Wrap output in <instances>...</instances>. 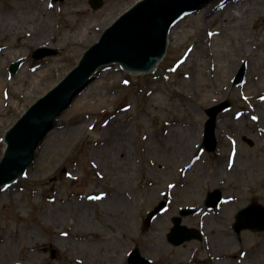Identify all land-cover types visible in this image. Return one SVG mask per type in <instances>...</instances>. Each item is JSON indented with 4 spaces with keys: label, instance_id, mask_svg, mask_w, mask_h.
<instances>
[{
    "label": "rangeland",
    "instance_id": "374dc122",
    "mask_svg": "<svg viewBox=\"0 0 264 264\" xmlns=\"http://www.w3.org/2000/svg\"><path fill=\"white\" fill-rule=\"evenodd\" d=\"M78 1L86 10L73 14L65 11L75 0H50L56 13L49 15L52 26L44 37L18 38L14 32L0 30V59L4 61L10 50L23 54L17 60L22 63L17 73L10 72L12 61L7 60L1 73L8 83L1 93L5 104L0 109V161L6 131L58 85L82 54L100 41L102 33L139 0H124L118 5L101 0L98 9L92 7L93 0ZM255 1V7L238 19L229 17L226 7L242 11L251 0H225L208 6L225 16L217 22L180 29V37L171 42L172 54H166L153 75H131L118 65L99 72L96 80L104 83L108 103L97 102L90 109L58 117V128L47 134V146L41 147L45 138L25 178L0 191V264H129L132 251L149 264H264V231L234 229L240 210L253 204L264 206V83L257 86L260 91L253 97L238 94L253 72L261 78L264 70V5L260 6L264 0ZM32 2L0 0V18L9 8L34 11ZM121 7L127 9L118 13L96 40L75 43L61 39L64 24L68 30L80 29V24L101 22L96 15L104 9V14L112 15ZM211 17L209 13L207 18ZM230 35L235 47L231 57L237 60L231 69L234 76L221 85L219 98L201 105L200 90L192 83L182 86V82L196 80L198 62H206L205 68H209L212 53L203 55L202 47L211 48L217 36L228 42ZM21 40L31 44L7 50ZM41 48L57 53L35 59L33 53ZM1 50H5L2 55ZM244 64L246 77L235 84ZM25 71L34 77L36 73L49 74V81L31 98L26 96L27 89L24 94L16 90ZM156 96H162L163 103L155 101ZM227 100L230 107L217 120V149L209 152L204 147L206 112ZM117 114L118 125L106 131V124ZM223 118L226 129L222 134L218 129ZM231 122L241 126L238 129ZM115 146H130L128 155L117 156ZM215 190L222 192L223 202L209 209L207 196ZM161 201L167 202L165 211L144 229L147 214ZM183 209L195 213L184 217L182 225L197 230L201 239L173 245L168 234L173 219L180 217ZM214 223L222 225L221 232H210ZM225 233L231 236V243L220 246L216 239ZM59 239L99 246L89 253L71 251ZM114 241L124 243L120 254L118 246H109ZM103 242L108 246L101 247Z\"/></svg>",
    "mask_w": 264,
    "mask_h": 264
},
{
    "label": "water",
    "instance_id": "95a60500",
    "mask_svg": "<svg viewBox=\"0 0 264 264\" xmlns=\"http://www.w3.org/2000/svg\"><path fill=\"white\" fill-rule=\"evenodd\" d=\"M222 1L225 0H140L133 5L103 32L98 43L83 53L78 64L58 85L31 105L7 130L4 138L7 149L0 161V190L27 172L35 161L39 145L53 128H58V117L67 114L68 108H73V101L78 102L77 96L81 92L85 93L101 69L107 66L106 69H114L120 65L131 75L145 78L155 74L166 54H172V29L192 12ZM91 3L95 9L102 6L101 0H93ZM184 15L186 16L182 18ZM54 54L53 50L40 49L34 57L40 59ZM19 66L20 63L13 64L11 71L17 72ZM245 75L246 67L243 66L236 81L240 82ZM229 105V102H225L207 110L210 118L206 123L205 144L209 151H214L217 146V116ZM24 178L25 176L19 181ZM221 195L218 190L210 193L207 205L216 207L221 201ZM161 208L162 205L149 215L144 224L145 229L150 226L153 217ZM236 220L237 232L243 229L264 231V207L251 205L240 211ZM173 221L175 227L168 236L171 243L180 245L200 238L198 232L181 226V218ZM129 263L148 262L136 251L131 255Z\"/></svg>",
    "mask_w": 264,
    "mask_h": 264
},
{
    "label": "bare ground",
    "instance_id": "6f19581e",
    "mask_svg": "<svg viewBox=\"0 0 264 264\" xmlns=\"http://www.w3.org/2000/svg\"><path fill=\"white\" fill-rule=\"evenodd\" d=\"M124 0H111V3L113 4H121V2ZM255 0H251V2H248V4H246V8L245 10L242 11H237V12H232V7L229 8L226 7V13L227 15H229V17H231L232 19H238V18H243V16L247 15V13L249 12L250 9H252L253 7H255ZM30 3V2H29ZM28 3V4H29ZM257 4V2H256ZM264 3H260V6H263ZM232 6V5H231ZM244 6V5H243ZM86 6L83 4H81L78 0H75L74 3H72L69 8L65 11L73 13V14H78V13H82L86 10L85 8ZM128 7V6H127ZM127 7H121L120 10L112 15L110 14H104L107 10L104 9L103 11L99 12V14L96 15V17L100 16L101 17V22H97V23H89V24H80V29L75 28V30H73L72 28H69V30L67 29V26L64 24L66 31L64 32V35L61 39L63 40H73V42L78 43V42H84V43H88L91 41L96 40L99 37L100 31L106 27L107 25H109L110 23H112L114 21V19L117 17L118 13H121L122 11H125L127 9ZM31 8L34 9L33 10H29L27 8H21L20 12L19 9L17 7L14 8H9L6 13H3L4 15H1L0 18V30L5 31V33H15V36L18 38H23L24 36H29V37H44L46 36L48 30L51 28L52 24L50 21V17L49 15L51 13H56V10L54 9V7L51 5L50 0H33L32 4H31ZM126 8V9H125ZM242 9L241 7H238L237 9ZM211 10L210 7H206L203 8L202 10L198 11L196 14L194 12V14L187 16L184 20H182L179 24H177L171 31L170 34V40L175 41V39L177 37H180V29H182L184 26H189L191 24H196V25H204V23H213V22H217V20H220V18H222L224 15L223 11H218L216 10ZM214 12V14H213ZM210 13V15H213V17L211 18H207L208 14ZM197 15V16H196ZM106 16H110L109 18H106ZM197 17V18H195ZM70 19L66 18V22H69ZM88 34H91V36H88ZM14 35V34H12ZM240 40V38H238ZM19 40V39H18ZM213 41V45L212 47H202L201 43L198 44V49H197V53H199V51L201 50V47L203 48V50L201 51L203 53V55H205L204 53H212V56H208V58L213 59L212 62L209 65L208 71L205 68L206 62H198V68L196 69V73H197V77L195 81H186L184 80L182 82V86L188 87V85H194L195 87L198 88V90H200V100H201V105H205V104H209L211 101H213V98H219L222 90L221 88L225 85H227L229 83L230 80H232V77L234 76V72L231 71L232 67H235V62L237 61L236 59L232 60L233 58L231 57L232 55V51L235 49L234 47V42L232 41V36H229L228 42H225L224 40L220 39L218 36L216 38L213 37L212 39ZM232 41V43H231ZM18 44L11 47V48H7L8 49H12L15 48L16 50L20 49L22 46H24L25 44H31V42H29L28 40H24L21 42L18 41ZM41 44H43V42H40ZM202 43H204V45H206V42L204 41V39L202 38ZM5 51V50H4ZM3 50H1V55L4 52ZM200 52V53H201ZM21 51H9V53L6 55L5 60H7V62L12 61L16 62L17 60H19L18 58H20L21 56H23V54H21ZM199 53V54H200ZM236 53V52H235ZM234 53V54H235ZM231 57V58H230ZM4 58L0 59V109H1V104H5V101L3 100L1 102V93L4 89V86H7L8 80L4 79L2 76V70H4L5 68V64L7 62H5V60L3 61ZM196 59V57H195ZM208 61H210L208 59ZM5 62V63H4ZM213 64L215 65V70H213V72H211L210 70H212ZM255 68V65H252V69ZM26 70V68H24ZM263 70V69H262ZM253 72V71H252ZM251 72V73H252ZM256 73V72H255ZM253 72L252 76H249L248 79L246 80V85H248L247 87H245L246 85L244 84V88L242 90L238 91L239 95H242V97H253L255 95H257L260 91V89H257V86L260 83H264V70L261 73V78H259V73L257 72L255 74ZM34 76H32L31 74H29V72L25 71L22 74V78L20 79L19 82V86L16 88L17 91H19L21 94L25 92V89H27V97H33L37 91L41 90V86L43 85L42 83L48 82L49 81V74H47V72H42V73H36L34 74ZM37 76V78H36ZM39 77V78H38ZM259 79V80H258ZM192 83V84H191ZM222 85V87H221ZM40 88V89H38ZM206 88V89H205ZM104 83L99 81V80H95L93 81L89 87L87 88V90L85 91L84 94H80L78 96V102H73V108H68L67 109V114H72L74 111H78V110H84V109H90L92 108L97 102L101 103V104H107L108 103V95L104 94ZM258 90V91H257ZM264 91V89H262ZM34 94V95H31ZM197 97V99L199 98ZM3 98V97H2ZM155 101L162 102L164 101L162 96H156ZM105 106V105H104ZM155 106V105H154ZM66 114V115H67ZM119 115L117 114V116L110 121L109 123L106 124L105 128L106 131H110V129L116 128V126L118 125V121L119 119L117 118ZM118 119V120H117ZM177 121V120H176ZM172 122L173 119H172ZM11 122H9L8 124H4L3 128H6L9 124H11ZM225 123V118L222 119V124L219 126V131L223 134L224 130L226 129L224 126ZM227 123V122H226ZM231 125H236V123L231 122ZM238 124V123H237ZM241 126V124L236 125V127ZM244 125L242 124V127ZM86 128V126L84 127V129ZM244 128V127H243ZM237 130V129H236ZM173 131V130H172ZM177 131V129L175 130V132ZM46 141L43 142L41 147H45L46 142L48 141V137L45 139ZM182 143V142H181ZM130 146H115L114 147V153L121 157L124 155H128L127 150ZM239 147V145H238ZM180 154H183L182 152ZM239 155L238 152H236V156ZM235 166V165H234ZM125 197L127 198V194L126 192L124 193ZM222 225L218 224V223H214L213 225L209 226V230L210 232H221ZM157 234L154 232V235ZM221 236H219L216 239V242L218 244H220V246H224V244L226 245H230L231 243V236L228 234H220ZM68 238V236L66 237ZM60 240V239H59ZM208 242L210 243V240H208ZM212 244H214L213 240L211 239ZM60 243H62V245L64 247H69L70 250L72 251H79V250H83V252L89 253L90 251H92L93 249H96V247H98L99 245L97 243H91V242H86V243H82V244H76V243H71L69 242V240L65 239V240H60ZM102 244V243H101ZM100 244V245H101ZM124 243H119V241H114V242H110L109 246H118V253H121V247L123 246ZM107 243L103 242L101 247H106ZM185 247V245L181 246L179 249L182 251L183 248ZM180 257V256H179ZM123 256H122V260H123ZM181 261V260H178ZM189 264V263H188Z\"/></svg>",
    "mask_w": 264,
    "mask_h": 264
}]
</instances>
